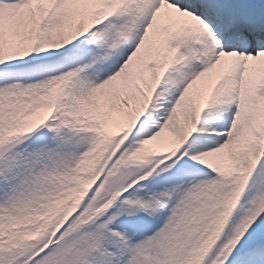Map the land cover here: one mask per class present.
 Instances as JSON below:
<instances>
[{
    "label": "snow or ice",
    "instance_id": "6c2138e0",
    "mask_svg": "<svg viewBox=\"0 0 264 264\" xmlns=\"http://www.w3.org/2000/svg\"><path fill=\"white\" fill-rule=\"evenodd\" d=\"M0 264H264V0H0Z\"/></svg>",
    "mask_w": 264,
    "mask_h": 264
}]
</instances>
